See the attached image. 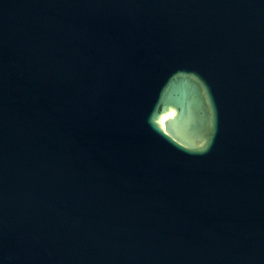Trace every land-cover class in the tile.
<instances>
[{
    "label": "water",
    "instance_id": "obj_1",
    "mask_svg": "<svg viewBox=\"0 0 264 264\" xmlns=\"http://www.w3.org/2000/svg\"><path fill=\"white\" fill-rule=\"evenodd\" d=\"M0 264H264V0H0Z\"/></svg>",
    "mask_w": 264,
    "mask_h": 264
}]
</instances>
